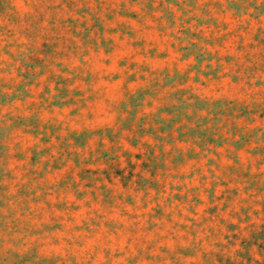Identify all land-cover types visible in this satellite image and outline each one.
I'll use <instances>...</instances> for the list:
<instances>
[{
	"label": "rangeland",
	"instance_id": "1",
	"mask_svg": "<svg viewBox=\"0 0 264 264\" xmlns=\"http://www.w3.org/2000/svg\"><path fill=\"white\" fill-rule=\"evenodd\" d=\"M0 264H264V0H0Z\"/></svg>",
	"mask_w": 264,
	"mask_h": 264
}]
</instances>
